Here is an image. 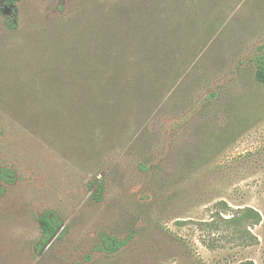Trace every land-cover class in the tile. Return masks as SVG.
Instances as JSON below:
<instances>
[{
  "label": "rangeland",
  "instance_id": "obj_1",
  "mask_svg": "<svg viewBox=\"0 0 264 264\" xmlns=\"http://www.w3.org/2000/svg\"><path fill=\"white\" fill-rule=\"evenodd\" d=\"M151 3L0 9V167L15 173L0 180V264H264V83L254 62L264 55V0L193 4L199 29L180 39L178 60L152 52L157 85L131 112L122 107L113 132L42 109L41 89L55 86L42 76L62 57L107 54L130 80L146 47L126 22ZM104 32L115 38L90 43ZM247 207L260 221L242 214ZM46 211L62 226L38 253ZM101 233L129 240L110 254Z\"/></svg>",
  "mask_w": 264,
  "mask_h": 264
},
{
  "label": "trees",
  "instance_id": "obj_2",
  "mask_svg": "<svg viewBox=\"0 0 264 264\" xmlns=\"http://www.w3.org/2000/svg\"><path fill=\"white\" fill-rule=\"evenodd\" d=\"M9 1L14 3L19 0ZM202 2L213 4L214 0H152L151 4L154 7L152 10L147 11L142 8L134 10V14L132 13L129 17L132 22L126 23L136 32L134 35L136 42L140 41L146 50L143 55L138 56L141 57L140 65L139 63L133 64L132 72L128 74L130 80L124 83L120 79L122 72L118 71L119 64L114 59L105 58L104 55L107 54H97L93 51L87 56L76 55L69 60L64 57L60 58L56 73L42 76L43 81H51L55 86L57 85L41 89L40 94L44 98H48L42 108L43 111L45 110V113H50L55 118L58 117L57 121L67 119V121H77L78 124L84 123L86 129L92 133L95 131V126L102 127L103 133L111 130L113 132L114 124H117L121 117L123 108L131 112L133 100L141 98L147 101L153 92V86L157 85L156 72H150L153 68V65H150L153 62L152 52L159 54L158 58L161 61L171 58L179 59L181 54L178 49L180 39L184 40L186 33L194 26H197V29L193 31L196 33L200 26L196 16L198 11L192 6ZM129 11L124 9L120 14L122 15V12L129 14ZM92 26L94 30L100 27ZM90 36L92 37V35ZM114 38L113 32H104L98 38L92 37L90 43L93 45L101 44L102 41L108 43ZM128 38L124 36V42ZM170 39L172 40L169 41ZM147 40L150 42L147 43ZM152 45L155 47L151 48ZM206 47H203L202 51ZM258 48L262 50L263 47L259 46ZM169 51L174 56L170 55L169 57L167 55ZM254 62L256 66L255 78L260 83H264V55L262 51L256 55ZM155 68L157 69V65ZM14 176L15 173L12 169L0 167L1 181L12 182ZM97 192H101V187L97 189ZM93 196L100 199V194L95 193ZM241 212L246 218L255 222L261 219L260 213L251 207L242 209ZM39 225L41 239L37 252L41 253L52 238L57 235L62 221L55 212L46 211L40 215ZM100 240V250L111 254L125 246L129 239H119L115 235L101 233Z\"/></svg>",
  "mask_w": 264,
  "mask_h": 264
},
{
  "label": "flooded vegetation",
  "instance_id": "obj_3",
  "mask_svg": "<svg viewBox=\"0 0 264 264\" xmlns=\"http://www.w3.org/2000/svg\"><path fill=\"white\" fill-rule=\"evenodd\" d=\"M18 1L14 2V3H11L9 0H0V9H4V8H7V7H10V11H11V16H13L16 12V3Z\"/></svg>",
  "mask_w": 264,
  "mask_h": 264
}]
</instances>
